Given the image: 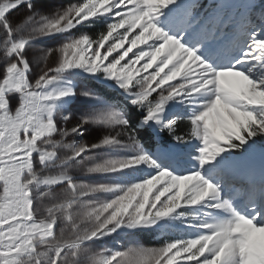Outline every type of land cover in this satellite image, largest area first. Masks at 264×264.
Masks as SVG:
<instances>
[{"label": "snow or ice", "instance_id": "6c2138e0", "mask_svg": "<svg viewBox=\"0 0 264 264\" xmlns=\"http://www.w3.org/2000/svg\"><path fill=\"white\" fill-rule=\"evenodd\" d=\"M176 3L83 0L48 19L34 13L22 15V5L27 4L31 10L30 0H0V54L4 58L0 78V264H121L125 253L92 252L82 247L83 242L114 231L112 225L154 223L183 205L194 206L206 200L213 201L210 207L230 212L231 218L203 224L207 231L197 238L129 252L149 257L147 264H264V223L234 212L227 202L219 200L218 186L198 171L175 175L159 170L115 199L97 203L85 198L115 188L76 184L68 171L60 168L93 147L120 143L116 136L91 146L73 147L65 142L89 118L72 128L59 127L47 102L74 93L69 89L54 95L43 90L57 79L53 73L73 67L91 73L103 71L115 78L131 93L132 103L146 109L144 123L158 121L163 105L176 96L211 92L213 98L191 121V135L202 141V165L226 148L264 134V77L250 78L235 66L217 70L197 55L196 49L182 43L185 31L191 32L194 42L203 38L208 21L202 17L182 14L167 21L181 32L179 38L163 30L158 25L162 9ZM107 13H112L114 22L106 33L95 41L87 36L73 39L37 55L33 62L44 66L38 78L29 79L25 48L31 40L69 31L82 21ZM53 56L54 66L48 62ZM252 61L264 66V40L254 39L236 64ZM13 92L20 97L15 108L9 100ZM154 93L159 95L157 102H153ZM63 119L68 121L70 117ZM105 122L120 125L130 144L138 149L126 120L112 113ZM62 149L70 152L61 157ZM139 164L155 166L147 154L138 150L127 161H109L87 170L114 172ZM53 167L57 171H49ZM57 184L65 186L54 191ZM42 187L44 191H38ZM82 206L86 211L77 213Z\"/></svg>", "mask_w": 264, "mask_h": 264}, {"label": "rangeland", "instance_id": "374dc122", "mask_svg": "<svg viewBox=\"0 0 264 264\" xmlns=\"http://www.w3.org/2000/svg\"><path fill=\"white\" fill-rule=\"evenodd\" d=\"M177 5L180 7L178 8ZM24 11H26V9ZM218 12H221L220 14L223 13L225 15L224 18H221L218 15ZM25 13L28 12L26 11ZM162 13L163 14L158 19V25L170 35H174L178 38L180 37L181 32H177L174 28H171L167 21L176 20L183 14L195 16L197 18L202 17L207 20L208 25L204 33L207 37L203 38L204 40L208 39V41L213 44H217L219 42L223 43V41H231L230 36L236 34L234 28L237 26L240 28L239 25L244 24L245 26H241L239 29L240 31L243 30V32L249 33V38H246L247 40L244 41V43L254 38L255 40H264V0H177L176 4L169 5L167 8L162 9ZM57 15L58 14H55L54 18ZM36 16L41 17L40 13H37ZM230 16H234V18H231ZM47 18L53 19L48 16ZM97 18L107 20L108 27L114 22L112 13L100 14L89 18L88 20H96ZM219 20H222L221 24H218ZM225 21H227L225 24L227 32L222 35L219 34V30L222 27V23H225ZM229 27H231V29H229ZM175 31L177 32L176 34H174ZM70 40L73 39H69L68 41ZM68 41L59 37L57 42H55V47L53 49L59 48ZM233 42H230L227 47L228 56L234 54V59L233 57H231V59H236L237 61L240 59L237 55L240 50H238V47L236 46V41L234 43ZM247 45L245 43V49L248 48L249 45ZM138 47H143V45ZM48 49L51 48H47L44 44H35L28 46L26 49V55L30 62V71L28 73L30 80L34 81L38 78L44 66L43 63L33 62L34 57L47 51ZM244 51L245 50H242V53L239 55H243ZM3 61V55L0 54V78H2L3 75ZM55 61L56 56H53L49 58L48 62L54 66ZM236 61H232V63ZM253 70L258 71V79L264 77V71H261L257 65L253 64L252 68L248 69L249 72H252ZM52 75H55L57 79H55L43 90L45 93H52L55 95L69 89H71L72 93H74L63 96L60 99H53L47 102V104L53 108V118L56 120L58 126L62 128H72L75 127L82 119L89 118L88 122L83 124L77 133H73L65 138L66 143L72 144L73 147H78L80 145L91 146L100 144L101 141L108 136H116L120 141L119 144L93 147L89 151L85 152L82 157H78L75 160H69L60 166L61 169L68 171L72 181L76 184L87 185L90 187L107 186L115 188L114 191L91 194L89 197H86L85 200L97 203L109 202L112 199H115L118 195L122 194V192L128 187H131L136 183L143 182L144 180L156 175L159 170H168L175 175H184L195 172V163L193 162V164L191 160L187 159V157L191 150H199L201 148L199 145L200 138L193 136L188 143L179 142L180 139L178 140L176 138V141H172L166 150L156 149L155 151L150 152L141 147L139 143L138 149L135 144H130L128 136L122 133L120 125L105 122L109 114L115 113L117 118L122 119H124V115L121 110L115 108L113 104L100 98V96L95 93V91L90 87L92 83L89 79L98 84L106 85L109 88L123 91L126 95H131L129 91H125L120 87L115 78L109 77L103 71L91 73L82 67H73L63 70L60 73H53ZM135 90H138V88ZM131 97L133 98L132 95ZM153 97L154 101L159 100L158 94L154 93ZM196 99L197 98L193 94L176 96L166 101L161 112V114L164 115L172 109L178 108L180 111H177L178 113L176 115H167L169 119L163 121L160 125L153 124L151 121L144 123L143 120L140 122L138 127H145L152 131L154 135L163 134L166 138H168L170 132L173 130L175 122L180 120L181 117L184 116L185 119L191 122L192 119L197 116L193 108ZM9 100L10 106L15 108V106L20 102L19 94L15 92L11 93L9 95ZM65 116L70 117V119L65 121L63 119ZM113 131L114 134H112ZM118 133H120V135H117ZM56 138L59 139V136ZM248 142L245 143L244 148H242L243 153L247 151H253L255 154H259L260 152L264 153V134H258L257 145H251ZM138 150H142L143 153L147 154L155 162V166L150 167L145 164H139L123 168L119 171L104 173H91L87 170L88 168L105 164L109 161L117 163L127 161L128 159L134 158L137 155ZM66 152H70V150H60L61 157H63ZM222 155L223 160H227L237 154H234L232 148L228 147ZM37 166L39 167L38 162ZM49 171L55 172L57 171V168H50ZM206 180L209 181L208 178ZM64 186L65 185L57 184L54 186L53 190L60 191ZM255 186H258V184L255 183ZM257 188H259V190L253 189L248 192V194L251 195V197L254 194H259L262 187L258 186ZM240 189L241 190H239L236 194L237 197L240 192L244 190L243 185H240ZM38 191H44V188L42 187L38 189ZM230 192L231 189L227 188L224 190V193L228 194ZM258 200L259 199H255L245 202L249 203V205L256 203L259 205ZM209 204L208 202H201L200 204L194 206L183 205L168 216L156 219L157 222L163 225L160 227L156 237L160 238L163 236L166 240H169L164 242V245L161 246L148 247L143 242H140L131 232L136 227L141 225L129 227L127 223L118 227L115 225L110 226L114 227L115 230L108 234L100 235L96 238L87 240L83 242L82 246L92 252H104L105 254H115L118 252L125 253L126 255L121 258V264H147L149 257L139 253L129 252V249H159L168 243L194 239L205 234L207 230L203 228L202 225L205 223H212L211 216H213V212H209L207 210V208L210 210L211 208L213 209V207H210ZM76 211L77 213H81L86 211V209L82 206ZM175 230H177L178 234L174 233ZM82 264H86V262H82Z\"/></svg>", "mask_w": 264, "mask_h": 264}, {"label": "bare ground", "instance_id": "6f19581e", "mask_svg": "<svg viewBox=\"0 0 264 264\" xmlns=\"http://www.w3.org/2000/svg\"><path fill=\"white\" fill-rule=\"evenodd\" d=\"M260 10V9H259ZM219 15V14H218ZM231 17V16H230ZM231 19V18H230ZM229 21V20H227ZM225 23H222V27L219 30V34L224 35L227 32V29L225 28ZM222 20H219L218 24H221ZM241 26L244 25H239ZM238 26L234 28V31L236 32L235 35L230 36L231 41H223V43H217L213 44L212 42H209L208 39L204 40L202 38L201 40L194 42L193 36L191 32L185 31L182 33L183 39L182 43H185L187 47L196 49L197 55H199L203 60H205L208 64H210L213 68L220 70L228 67L235 66L237 68H240L241 70H244L246 74L250 75V78L258 79V69L253 70L252 72H249L248 69L252 68V65L257 63L255 62H244L243 64H236V62L232 63L231 57L233 55L228 56L227 47L230 42L236 41V46L238 47L239 53L237 54L238 57H241L242 55H239L242 53V50H245V43L249 46L252 44L253 40H248L249 33L240 31ZM231 29V27H229ZM245 31V30H244ZM178 32V31H177ZM175 31L174 34L177 33ZM262 35V34H260ZM181 36V35H180ZM257 36V35H256ZM259 36V33H258ZM203 37H207L203 35ZM247 38V39H246ZM263 38V37H262ZM233 42V43H234ZM239 45V46H238ZM247 45V46H248ZM248 46V47H249ZM236 54V53H235ZM234 59V57H233ZM258 67V66H257ZM259 68V67H258ZM261 70V68H259ZM264 71V70H261ZM195 97L197 98L194 102L193 108L198 115L200 112H202L205 109V106L207 105L208 101H210L213 98V95L211 92L203 91L199 93H194ZM180 109H172L167 114H159V119L152 120L151 122L156 125H160L163 121L168 120L169 116L176 115ZM200 147H202V141L200 139L199 141ZM179 150V149H177ZM222 153L219 154L214 160L209 161L205 164H201L200 162V152L199 150H191L188 154L187 159L191 160L192 163H195L196 170L195 172H200L201 176L205 179H209L211 183L218 186L219 188V200L223 202H227L232 210L240 215H245L248 218H255V221H259L261 223H264V191H261L258 194V199L260 200V197L262 196V205L259 206L258 204H251L246 203L242 201V198L240 195L237 197V193L240 190V187L235 189H231L230 193H224V190L226 186L228 185V181L225 180V176L230 174L233 177L242 178L245 180H251L253 184L262 183L264 184V153L260 152L259 154H255L253 151H247L245 153H241L239 155L233 156L231 158H228L227 160H223ZM198 162V163H197ZM193 163V164H194ZM192 164V165H193ZM264 188V187H263ZM221 196V198H220ZM251 200L250 197L246 201ZM205 202L213 203V201L206 200ZM248 204V205H247ZM207 210L210 212H213L212 217V223L220 220L230 219L231 213L227 212L225 210L216 209V208H207ZM259 213V214H258Z\"/></svg>", "mask_w": 264, "mask_h": 264}, {"label": "trees", "instance_id": "16d2710c", "mask_svg": "<svg viewBox=\"0 0 264 264\" xmlns=\"http://www.w3.org/2000/svg\"><path fill=\"white\" fill-rule=\"evenodd\" d=\"M83 0H30L32 5L31 10L28 9L27 4L22 5V15H31L40 13L42 16H48L54 18L55 14H59L69 6H74L82 3ZM201 3V2H200ZM28 13H25L26 11ZM15 11V10H13ZM108 22L105 19L97 18L96 20H87L85 22H80L76 24L72 29L65 32L54 33L52 35H44L37 39L31 40L25 48V54H27L26 49L28 46L41 45L44 44L47 48L53 49L55 47V42L61 37L68 41L69 39H77L84 36L89 37L92 40H97L102 34L106 33L108 30ZM91 88L95 91L100 98L106 100L107 102L113 104L115 108L121 110L124 115V120L127 121V128L135 135L137 142L148 151H155L156 149L167 148L169 144L172 143L176 138L182 142H188L193 137L191 135L192 124L185 117H181L180 120L176 121L173 130L171 131L168 138L163 134L154 135L147 128H139L138 125L141 121L145 119L146 109L143 106L136 105L132 103L133 98L131 95L124 94L123 91L109 88L106 85H101L89 79ZM153 102H157V100ZM114 134V131L112 132ZM111 134V135H112ZM248 143L251 145H257L258 135L248 138ZM238 144V142H237ZM234 154H239L244 148V144H238V146L231 147ZM236 151V152H235ZM54 188V187H53ZM163 225L155 220L154 223H149L146 225H141L132 230V234L138 238L140 242H143L148 247H155L164 245L167 240L161 236L157 238L160 227ZM60 225L57 226V231ZM178 234L177 230L174 232ZM169 241V240H168ZM83 247V246H82Z\"/></svg>", "mask_w": 264, "mask_h": 264}]
</instances>
